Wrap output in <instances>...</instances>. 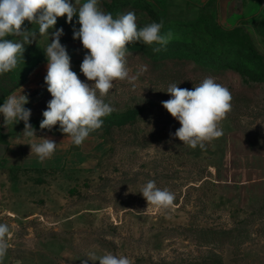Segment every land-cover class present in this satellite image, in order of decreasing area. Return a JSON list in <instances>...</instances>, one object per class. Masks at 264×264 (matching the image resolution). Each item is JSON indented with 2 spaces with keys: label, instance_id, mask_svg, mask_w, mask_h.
<instances>
[{
  "label": "rangeland",
  "instance_id": "obj_1",
  "mask_svg": "<svg viewBox=\"0 0 264 264\" xmlns=\"http://www.w3.org/2000/svg\"><path fill=\"white\" fill-rule=\"evenodd\" d=\"M157 1L186 22L201 8L223 29L240 30L231 43L234 48L221 57L209 56L206 68L193 61L155 62L131 53L130 75L141 67L146 70L134 86L115 81L103 98L114 109L110 122L125 124L103 125L80 146L59 125L40 128L52 97L45 82L28 78L35 70L37 79L47 73L44 49L51 35L25 45L17 67L0 75V105L23 89L37 138L57 143L54 155L41 163L25 144L31 138L22 135L24 122L7 128L0 114V224L10 230L3 264H82L90 251L123 255L132 264H264V0H252L256 7L246 26L238 25L232 9L229 24H221L219 13L224 12L214 2L199 6L187 0H100V6L114 18L134 12L138 27H143L150 22L146 10L156 13L152 6ZM84 2L79 0L77 7ZM77 21L78 15L71 24L66 16L58 17L49 33L63 29L60 43L71 57V68L91 85L80 70L82 43L65 42L67 26L75 28ZM23 27L37 26L25 21ZM256 63L261 65L258 75L253 71ZM205 77L227 87L233 99L220 125L223 135L202 150L174 136L181 125L162 102L171 99L166 92L170 84L192 90ZM149 180L174 193L173 205L148 206L139 192Z\"/></svg>",
  "mask_w": 264,
  "mask_h": 264
},
{
  "label": "clouds",
  "instance_id": "obj_2",
  "mask_svg": "<svg viewBox=\"0 0 264 264\" xmlns=\"http://www.w3.org/2000/svg\"><path fill=\"white\" fill-rule=\"evenodd\" d=\"M71 0H0V75L15 69L23 59L25 45L37 41V36L51 35V42L44 49L47 57V74L44 82L52 99L43 111L41 129L51 130L59 125V130L70 138L71 142L80 146L92 132L102 128L104 118L114 109L105 103L109 91L115 81L133 83L146 70L141 67L136 75H130L127 56L131 53L127 45L136 42L152 47L154 53H159L173 39L171 31L162 32L163 21L151 22L138 28L134 12H127L113 17L100 6V0H86L77 7ZM78 15L79 29L73 28V39L79 40L87 50L80 70L89 85L80 80L71 68V57L66 47L60 43L63 29H57L51 34L58 17H67L72 23ZM25 21L33 27L28 30L23 27ZM11 36L12 39H6ZM16 38V39H13ZM134 86V83H133ZM22 89V88H21ZM167 93L171 99L162 102L167 112L180 123L174 136L183 144L202 150L206 143L212 142L223 135L221 122L232 110V94L230 90L216 82L213 77H205L192 90L170 84ZM29 102L28 96L22 93L10 94L0 105L3 114L4 127L24 122L22 135L29 139L30 154H35L43 163L50 159L57 148V143L50 138H37L35 129L29 123L31 110L24 105ZM38 139L39 143L35 140ZM148 206L167 209L175 200L174 193L160 189L155 181L149 180L142 186L140 192ZM9 226L0 224V264L9 249ZM88 261H99V264H132L123 255L111 252L97 255L94 251L87 253Z\"/></svg>",
  "mask_w": 264,
  "mask_h": 264
},
{
  "label": "trees",
  "instance_id": "obj_3",
  "mask_svg": "<svg viewBox=\"0 0 264 264\" xmlns=\"http://www.w3.org/2000/svg\"><path fill=\"white\" fill-rule=\"evenodd\" d=\"M152 8L157 12L154 13L146 10L150 19V22H147L146 25L151 22L163 21L162 32L167 33L168 31H171L173 34V39L168 43L170 46L165 50V53H163V50L159 53H154L152 51V47H157L158 45L147 46L143 43L136 42L130 47H128L130 44L127 45L130 53H141L148 59L154 60L155 62L165 61L168 59L178 62L193 61L201 68H206L208 67L206 59L209 56L216 54V56L221 57L224 55V51L234 48L231 46V43L237 37L240 30L223 29L217 23L216 18L214 19L213 16L208 17L204 14L202 11L204 9L195 8L197 10L189 16L190 20L186 22L183 18H180L183 16H171V13L168 12L161 1L154 2ZM79 27L80 26L78 24L75 29L78 30ZM66 29L67 30L65 32L69 34H66L68 40H65V42L74 40L72 35V26H67ZM143 46L150 49L149 52L152 51V55L148 54ZM260 67V63H256L253 69V71H256L255 75H258V69ZM239 72L243 71L239 70ZM111 115L113 114L111 113L104 118L103 125H105V127H113L114 125L122 126L125 124V122H119L118 124L111 123ZM205 261L191 264H218L215 263V261Z\"/></svg>",
  "mask_w": 264,
  "mask_h": 264
},
{
  "label": "crops",
  "instance_id": "obj_4",
  "mask_svg": "<svg viewBox=\"0 0 264 264\" xmlns=\"http://www.w3.org/2000/svg\"><path fill=\"white\" fill-rule=\"evenodd\" d=\"M191 3L197 4L199 6H205L209 4L210 2H214V4L219 5V7H216L217 10L224 12V13H219L220 15V22L223 25H228L229 24V19H228V11L231 9L234 11V16H235V21L239 22V26H246L247 24L244 23L247 20H251L252 18V11L254 7L252 4V0H187ZM241 20L243 23H240ZM79 51V57L78 58H83L85 55H87V50L81 48L78 50ZM47 73H41L40 78L37 79V76L39 75L38 70H35L31 73V75L28 78V82H30L31 77H35L36 80H40L44 82V77L46 76ZM39 81V82H40Z\"/></svg>",
  "mask_w": 264,
  "mask_h": 264
}]
</instances>
